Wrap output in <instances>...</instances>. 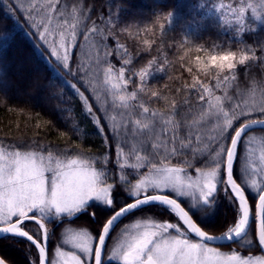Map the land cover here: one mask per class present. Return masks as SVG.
Returning a JSON list of instances; mask_svg holds the SVG:
<instances>
[{
	"label": "snow or ice",
	"instance_id": "obj_1",
	"mask_svg": "<svg viewBox=\"0 0 264 264\" xmlns=\"http://www.w3.org/2000/svg\"><path fill=\"white\" fill-rule=\"evenodd\" d=\"M24 3L10 0L8 9L27 11L41 46L73 78L69 86L82 110L103 134V142L109 148L115 144L116 152L112 159L111 152L91 157L74 148H54L34 140L28 144L0 142V236L30 242L34 246L28 251L30 264H264V255L245 256L242 251L212 246L214 241H227L249 252L253 244L264 249V139L249 135L259 126L264 136V88L259 95L253 88L242 104L239 88L229 92L238 79V69H248L252 62H259L264 80V43L259 55L241 41L236 50L211 54L206 61L196 56L197 71L206 77L214 71L215 84L193 75L191 85L176 89L177 94H184L183 100H172L167 112H161L144 102L136 103L138 93L148 91L154 100H168L148 88L156 61L149 60L147 67L129 77L125 66L132 63L131 56L124 59L128 55L126 50L121 54L124 46L116 42L111 47V36H105L95 23L88 27L90 10L83 0L70 4L34 0L27 10ZM249 11L254 21L264 25V0L215 6L220 25L235 26L237 34L249 30ZM174 16L169 11L163 17L167 25H159L162 34L174 23ZM97 34L100 39L94 41ZM86 45L90 48L87 58ZM78 46L79 60L74 53ZM195 50L207 51L202 45ZM113 57L122 60V66L117 68ZM166 63L156 71L165 72ZM186 70L193 71L191 67ZM134 77L139 83L129 92ZM194 107L199 113L189 119ZM110 108L125 110L120 121L108 115ZM242 143L244 153L240 152ZM238 157L242 161L239 176L234 172ZM221 190L233 213L221 235H213L201 221L215 211ZM249 190L256 193L254 200L249 199ZM120 193H126L127 199ZM157 206L169 213L167 219L136 218L138 211ZM101 212L108 215L102 217ZM82 214L91 218L92 225L72 227ZM124 218L129 222L114 236ZM28 221L38 228H29ZM53 221L65 227L57 246L50 250L53 233L48 224ZM0 264L11 262L0 256Z\"/></svg>",
	"mask_w": 264,
	"mask_h": 264
},
{
	"label": "trees",
	"instance_id": "obj_2",
	"mask_svg": "<svg viewBox=\"0 0 264 264\" xmlns=\"http://www.w3.org/2000/svg\"><path fill=\"white\" fill-rule=\"evenodd\" d=\"M32 2L34 0H25L24 9L27 10ZM66 2L70 4L71 0ZM239 2L240 0H83V4L90 10V20L86 22L88 27L95 23L98 28L103 29L105 36H111V47L114 48L116 42L124 46L120 50L122 55L125 50L128 53L124 59L131 56L132 63L125 66L129 77L141 68L147 67L149 60L156 61L152 69L154 75L149 81L148 88L159 91L162 96H167L168 100H154L148 91L138 93L136 103L138 105L139 102H144L150 109L161 112H167L172 100L177 102L183 100L184 94H177L176 89L191 85L193 75L204 83L215 84L214 71L207 77L203 72L197 71L196 56H200L203 62L211 54L236 50L241 41L260 54L261 43H264V25L247 19L249 30L237 34L235 26L231 28L221 26L219 16L215 13V6L220 3ZM9 3L10 0H0V142L4 145L21 142L28 144L34 140L37 144L51 145L54 148L57 146L74 148L77 152L91 157L111 152V158L114 159L115 144L109 148L103 142V134L82 110L77 94L69 86L74 82L73 78L66 74L50 56L49 51L41 46L36 29L31 27L27 11L19 8L9 11ZM201 4L205 6L201 7ZM169 11L175 13L174 23L162 34L159 25H167L163 17ZM201 18H205L202 23L195 25L191 23L193 20L200 21ZM146 28H151L152 31L145 33ZM113 32L115 35H112ZM78 39L83 43L82 36ZM92 39L98 41L100 35H94ZM145 40L150 43L145 45ZM200 45L207 51L197 52L195 48ZM89 51L90 48L86 45L85 58ZM74 53L79 60L81 55L79 46L74 49ZM91 54L95 56L94 49L91 50ZM112 60L117 68L122 66V60L115 57ZM165 61H167L165 72L156 71L161 64H165ZM258 65L259 62H252L248 69L239 68L238 79L229 89L231 94L239 88L241 104L249 98L253 88L257 89V95L259 90L264 88L262 70ZM189 67L193 69L191 73L186 70ZM102 78L101 76V80ZM138 83L139 78L134 77L128 91H135ZM81 87L83 90V86ZM216 94L219 95L220 92L217 91ZM191 99L193 105H196V96L192 95ZM39 100H42L41 104L35 103ZM123 111L125 110L110 108L108 115H114L117 121H120ZM136 111L137 113L140 111L138 106ZM198 113L199 108L194 107L189 119ZM62 132L66 134L63 137ZM253 134L257 135L258 139H264L261 130L249 133ZM245 151L246 145L242 143L240 152ZM112 167L115 168V165ZM241 169L242 161L238 157L234 165L237 176L241 175ZM247 195L250 200L256 198L249 191ZM120 196L127 199L125 193H120ZM218 199L215 211L201 221L203 225H207L205 230L213 235H221L233 213L232 205L224 196L223 190ZM100 215L103 217L108 213L101 212ZM168 216L169 213L158 206L136 213V218L155 217L157 220L167 219ZM128 222V218L122 219L113 235L115 236L123 224ZM62 225L55 222L48 224L53 233L48 241L50 250L57 244L58 232ZM90 225L91 218L87 214H82L71 226L79 228ZM251 228L253 229V224ZM108 243L111 244L112 241L109 240ZM30 248L34 249V246H30V243L23 239L0 238V256L6 257L11 264H30L28 256ZM241 250L243 253H260L257 244H253L251 252Z\"/></svg>",
	"mask_w": 264,
	"mask_h": 264
},
{
	"label": "rangeland",
	"instance_id": "obj_3",
	"mask_svg": "<svg viewBox=\"0 0 264 264\" xmlns=\"http://www.w3.org/2000/svg\"><path fill=\"white\" fill-rule=\"evenodd\" d=\"M248 2V0H245V3H247ZM253 2H257V0H253ZM216 13V12H215ZM218 16H219V14L218 13H216ZM247 19H253L252 18V16H251V13H250V11H249V13L246 15V20ZM207 58L208 57H206L205 58V60L204 61H206L207 60ZM55 59V58H54ZM35 103H39V104H41L42 103V100H39V101H36ZM253 146H255V145H253ZM131 171V170H130ZM249 192L251 193V194H253V196H255L256 197V193L254 192V191H252V190H249ZM125 196L127 197V194L125 193ZM254 197V198H255ZM55 221H53L52 223H54ZM27 223V225H28V227L29 228H31V229H36V228H38V227H36L37 225H33L34 223L32 222V221H28V222H26ZM55 224H57V222H55ZM253 230H254V228H255V224H254V221H253ZM65 227V225L63 224L62 225V227L59 229V232H58V237H57V240H58V238L61 236V233H62V229ZM0 238H2V237H0ZM113 243V242H112ZM112 243L111 244H109V246H111L112 245ZM57 244H58V241H57ZM57 244L56 245H54V247H53V249L57 246ZM235 244V243H234ZM234 244H230V246L229 247H224V246H215V247H218L221 251H229L230 249H235V250H237V251H242L238 246H235ZM228 246V245H227ZM252 247H253V245H252ZM242 254L243 255H245V256H247V255H257V256H259V255H262L261 253H243L242 252Z\"/></svg>",
	"mask_w": 264,
	"mask_h": 264
},
{
	"label": "water",
	"instance_id": "obj_4",
	"mask_svg": "<svg viewBox=\"0 0 264 264\" xmlns=\"http://www.w3.org/2000/svg\"><path fill=\"white\" fill-rule=\"evenodd\" d=\"M255 130H260L259 126H257V128ZM0 237H3V236H0ZM231 244H234V243H231ZM227 245H230V243H228L227 241H214V242H212V246H227ZM259 251L262 255H264V249H259Z\"/></svg>",
	"mask_w": 264,
	"mask_h": 264
}]
</instances>
